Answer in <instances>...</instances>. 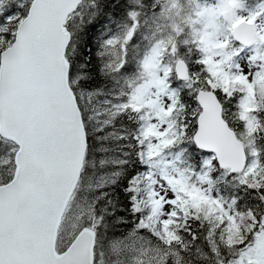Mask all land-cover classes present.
<instances>
[{
  "label": "snow or ice",
  "instance_id": "1",
  "mask_svg": "<svg viewBox=\"0 0 264 264\" xmlns=\"http://www.w3.org/2000/svg\"><path fill=\"white\" fill-rule=\"evenodd\" d=\"M0 264H264V0H0Z\"/></svg>",
  "mask_w": 264,
  "mask_h": 264
}]
</instances>
